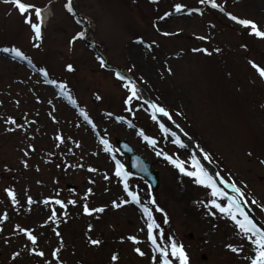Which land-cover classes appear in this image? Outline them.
Listing matches in <instances>:
<instances>
[{
	"label": "rangeland",
	"instance_id": "obj_1",
	"mask_svg": "<svg viewBox=\"0 0 264 264\" xmlns=\"http://www.w3.org/2000/svg\"><path fill=\"white\" fill-rule=\"evenodd\" d=\"M21 2L43 9V27L42 39L36 40L25 22L27 13L22 15L14 0H0V217L8 215L6 221L0 220V264H59L51 253L61 247V238L63 264H163L164 258L147 239L142 206H112L113 201L130 200L123 176L115 175L112 154L123 172L130 173L129 190L137 192L142 205L152 210L160 225L156 232L162 230L164 235L158 241L169 247L171 264H181L171 256L172 240L184 246L189 264H250L254 246L229 217L210 207V189L180 173L164 156L184 161L188 170L195 158L214 174L207 155L217 176L222 173L227 179L223 185L214 174L218 185L232 197L236 195L229 185L240 188L245 194L241 204L246 201L264 224V77L250 63L264 68V39L228 16L250 19L264 30V0H216L224 11L200 0H75L79 19L67 11L68 0ZM177 3L185 6L183 12H175ZM44 11H48L46 17ZM30 12L37 22L34 9ZM169 12L172 15L165 16ZM4 48H19L56 83H48L37 69ZM114 68L116 73L128 72L138 84L139 99L131 105L125 103L130 95L124 87L128 82L120 80ZM58 84L67 85L64 91L88 113L95 128L69 105L67 95H60ZM152 103L165 108L171 123L190 139L183 141L173 132L165 115L157 113L153 120ZM9 117L23 127L7 123ZM141 130L157 141L155 146L139 135ZM58 134L64 143L55 139ZM101 139L109 141L113 152L103 150ZM118 139L153 163L159 174L156 190L133 176ZM222 165L231 174L226 175ZM90 167L97 171H88ZM89 188L92 195L85 200ZM6 189L15 191L18 204L12 203ZM28 196L37 203L28 205ZM152 197L156 205L150 203ZM45 199H50L49 205L43 203ZM55 199L77 203L63 210L52 202ZM252 199L258 204L253 205ZM218 202L227 204L226 199ZM85 203L105 211L86 215ZM157 206L163 211H156ZM52 208L58 227L49 220ZM213 211L215 216L210 215ZM18 225L34 230L45 257L29 254L32 245ZM129 236L141 243L134 245ZM89 237L102 243L91 245ZM228 244L243 250L233 253ZM135 247L145 255H138ZM15 251L21 256L13 261ZM113 254L118 261L111 260Z\"/></svg>",
	"mask_w": 264,
	"mask_h": 264
},
{
	"label": "snow or ice",
	"instance_id": "obj_2",
	"mask_svg": "<svg viewBox=\"0 0 264 264\" xmlns=\"http://www.w3.org/2000/svg\"><path fill=\"white\" fill-rule=\"evenodd\" d=\"M15 3V7L19 10V12L24 15L25 13H27L26 17H25V22L30 24L32 30L34 31L35 34V39L36 40H40L42 39V27H43V9H41L40 7H36L34 5H28L25 3H22L21 0H14ZM200 3H210L212 8H218L220 11H224V9L218 4L216 3V0H200ZM67 7V11L68 12H73V0H68V3L66 5ZM30 9H34V14L36 17L37 22H33L32 20V13L30 12ZM185 10V6L183 4L177 3L175 5V12L176 13H181ZM192 11H196L199 12V9H194ZM189 14H191V12H189ZM203 13H201L202 15ZM172 13H166L165 16H171ZM228 16L231 20L237 22L238 24L242 25L245 28H250L251 29V33L254 34L256 37L262 38L264 39V30H261V28L252 20L250 19H242L239 18L236 15H233L232 13H228ZM165 17H161V19H164ZM81 36H83V33L80 34ZM164 35H169V33H164ZM200 39H205V37H200ZM142 42V41H141ZM36 47H39V44L35 45ZM149 47H151V45H149ZM4 52H8L14 55V57L22 59V60H27L28 63H32V61L25 55V53L23 51H21L19 48H4L2 49ZM194 51H200V49H194ZM204 51H207L206 49ZM216 51H219V49H216ZM252 66L254 68H257L259 75L261 77H264V68H260L255 62H251ZM68 69L71 71L73 70L72 65H68ZM43 71V74L45 76V78H47L48 73L47 71ZM169 71H171V69H169ZM117 76L119 77V79L124 80L125 77L119 73H117ZM48 83L51 84H55V81L49 80ZM57 87H59L62 91L64 89H66L67 85L64 84H58ZM124 87L127 88L130 92V95L128 96L127 100L125 101L126 104L131 105V102L133 99H139V96L137 95V86L135 85V83H133L132 81H128V83L124 84ZM65 95L68 96V99L75 104L76 101L72 100L71 96L68 93H65ZM97 99H100V97L98 96ZM17 105L19 104V101H16ZM151 109L152 111V119L155 120L156 119V114L157 113H162L165 116H168L169 113L166 111L165 108L159 106L156 103H152L151 104ZM129 110H131L129 108ZM81 116L84 117V119L89 123L92 124V127L95 128V124H93V122L91 121V119H89V115L87 112L85 111H81ZM118 119H122V118H118ZM7 123H10L12 125H15L16 127H23L22 125H17V122L14 118H7ZM129 127H134V125H132L131 123H129ZM161 128L163 129V125H161ZM9 131H15V128H10L8 129ZM165 132H167V129H163ZM139 135L142 136L144 138L145 141H147L150 145L155 146L157 141L153 138H150L148 136H146L143 131L141 130L139 132ZM55 139L57 141H59V143H64V137L60 134H58ZM177 143H180L179 140L176 141ZM100 143L104 146L103 150L105 152L111 153L113 152V148L110 145L109 141L107 139H101ZM181 146H183L181 144ZM76 147L79 148L80 144L76 143ZM29 148L32 151H35V148L31 145H29ZM157 155H162L161 152H157ZM25 155H28V152H25ZM164 158L166 160H168L170 163H172L174 165V167H176L180 173H182L183 175L187 176V177H191L194 178V181L196 184L204 187L205 189H210V195L213 199L210 200V207L214 208V209H218L219 213L227 216L231 219V221L234 222V224L236 225V227L239 229V231L244 235V237L251 243V245L254 246V250H255V255L253 257L250 258V264H264V226H258V224L254 221V219L248 214V212H246L244 210V208L241 206V202L236 198V197H232L229 196L228 193H226L223 188H221L218 183L217 180L215 178V175L218 174H211L200 162L199 160H196L195 158H193L192 164H191V168L192 170H188V168L185 167V162L184 161H180V160H176L173 159V157L168 156L165 154ZM206 159H210L209 157H207V155L205 156ZM24 166L28 167V163L27 161H23ZM69 167H72V165H69ZM76 167H83L82 164H78L76 165ZM123 168V165H121L119 163V161H117L116 164V171H115V175L117 177H121L123 176L125 182H124V191L127 194V197H130L129 199H125L123 200L121 203H117L116 201H113L112 206L114 208H120L125 204L128 203H133L136 205H141L142 206V211L144 216L147 218V239L151 242V246L152 249L155 252L160 253V255L164 258L163 259V264H171V261L169 260V247L168 246H162L159 241H158V237L160 240L164 239V235H163V231L160 230L158 233L156 232L157 229H160V225L157 224L155 222V219L153 217V212L152 210L146 206V205H142V201L140 198V195L135 192V191H131L129 190V184L127 183V177L130 175V173L128 172H123L121 171V169ZM39 170V169H37ZM88 171L90 172H96L97 169L95 168H88ZM108 177L105 176V179H107ZM91 183H94V181H90ZM230 187H232L233 191H235L236 193L239 194L240 197H243L245 194L242 192V190L238 187L235 186V184H230ZM8 196L11 198L12 203L18 204L19 201L17 199L16 193L14 190L12 189H6ZM58 195V194H57ZM92 195V189L89 188L87 190V193L84 196V199L87 200L88 196ZM227 200V204H222L218 201L220 200ZM54 204L59 205L61 209L66 210L68 205H75L77 202L76 200H69L67 203H65L64 200L62 199H55L54 201H52ZM34 203H37V201H34L33 198L31 196L27 197V204L28 205H32ZM43 203L45 205H49L50 203V199H45L43 201ZM150 203L152 205H156V200L154 197H152L150 199ZM246 203V201H245ZM251 203L253 205H257L258 201L256 199H252ZM209 205H206V207ZM105 211L104 207H98V208H92L90 209L88 207V204L85 203L83 205V212L86 215H92L93 213H103ZM156 211H163L162 209H160L158 206L156 207ZM65 215H67V212L65 211L64 213ZM217 213L216 212H210V215L215 216ZM8 219V215L7 213H4L2 215V217H0V220L6 221ZM49 220L56 224L57 227L59 225V220L57 218V213H56V209L52 208L51 209V216L49 217ZM165 223H167V219H165ZM92 226L89 225V231H91ZM17 230L22 232L28 241H30L32 247L29 248V246L26 244L25 247L29 248V254L30 255H35L38 257H45V252L43 250H39L38 249V237L37 235L33 234L34 230L32 229H27V228H20V226H17ZM0 231H3L2 228H0ZM55 231V229H54ZM143 231V229H142ZM55 234L57 237H60L61 234L59 231H55ZM128 240H130L134 245H139L141 243V241L136 237V236H129L127 237ZM7 242V241H6ZM89 242L91 245L94 246H99L102 242L99 239H92L91 237H89ZM60 245L61 247H57L52 253L51 255L56 259V261L59 262V264H63V262L61 261L60 258V252H61V248L63 246V239H60ZM227 248L232 251L233 253H237L239 251H242V247L238 248L236 246H233L232 244H228ZM134 251L140 255L141 257H143L145 255V253L141 250L140 247H135ZM170 252H171V256L173 257H177L180 259L181 264H189V259L188 256L184 250V246L183 245H178L175 240H172L170 243ZM21 256V252L19 251H15L12 253L11 259L13 261H16L18 257ZM118 255L117 254H113L111 257V260L113 262L118 261ZM153 260L156 259V257H152ZM46 264H51V261L46 262Z\"/></svg>",
	"mask_w": 264,
	"mask_h": 264
},
{
	"label": "water",
	"instance_id": "obj_3",
	"mask_svg": "<svg viewBox=\"0 0 264 264\" xmlns=\"http://www.w3.org/2000/svg\"><path fill=\"white\" fill-rule=\"evenodd\" d=\"M75 9L77 10V7H75ZM170 127L182 135V137H185L181 133V130L177 129L172 123L170 124ZM117 143L121 148V152L123 154L129 155V165L133 174L146 179L149 182L150 188L152 190H156L159 186V174L157 170L153 169V163L148 162V160L143 155L136 153L135 149L126 140L118 139ZM257 222L259 223L258 220Z\"/></svg>",
	"mask_w": 264,
	"mask_h": 264
},
{
	"label": "bare ground",
	"instance_id": "obj_4",
	"mask_svg": "<svg viewBox=\"0 0 264 264\" xmlns=\"http://www.w3.org/2000/svg\"><path fill=\"white\" fill-rule=\"evenodd\" d=\"M44 14H45V17L47 16V12L45 13L44 12ZM160 114H162V113H160ZM162 116H164L163 114H162ZM166 117H168V116H166ZM169 118V117H168ZM232 191H231V194L233 195H236V197H237V199L240 201L241 200V197H239V194H237L235 191H233V189H231Z\"/></svg>",
	"mask_w": 264,
	"mask_h": 264
},
{
	"label": "trees",
	"instance_id": "obj_5",
	"mask_svg": "<svg viewBox=\"0 0 264 264\" xmlns=\"http://www.w3.org/2000/svg\"><path fill=\"white\" fill-rule=\"evenodd\" d=\"M222 159V158H221ZM223 166V165H222ZM223 172L226 174V175H228V174H231V170H229L227 167H225V166H223ZM221 175L223 176V177H225L222 173H221Z\"/></svg>",
	"mask_w": 264,
	"mask_h": 264
}]
</instances>
